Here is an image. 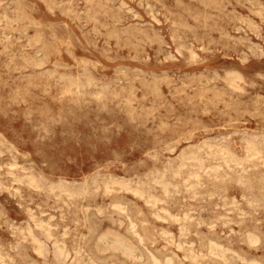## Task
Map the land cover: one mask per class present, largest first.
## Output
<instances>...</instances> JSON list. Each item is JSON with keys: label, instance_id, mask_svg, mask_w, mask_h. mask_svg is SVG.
<instances>
[{"label": "rangeland", "instance_id": "374dc122", "mask_svg": "<svg viewBox=\"0 0 264 264\" xmlns=\"http://www.w3.org/2000/svg\"><path fill=\"white\" fill-rule=\"evenodd\" d=\"M0 167V264H264V0H0Z\"/></svg>", "mask_w": 264, "mask_h": 264}, {"label": "bare ground", "instance_id": "6f19581e", "mask_svg": "<svg viewBox=\"0 0 264 264\" xmlns=\"http://www.w3.org/2000/svg\"><path fill=\"white\" fill-rule=\"evenodd\" d=\"M193 156L197 157L198 154L193 153ZM108 184L106 183L105 185L108 186ZM119 226H107L106 228H101L99 222L93 218V225L90 227L88 236L83 241L82 236H80L79 240L77 241V245L74 247L76 254H79L81 257H83L82 255L85 253V247L87 255L90 259L89 261L92 264H170V259L162 260V258L158 256V254L147 245L145 238L139 231H137L133 222H131V224L127 226V230L129 233L123 232ZM69 251V247L65 242H59L57 244L56 252L59 255L67 256L69 254Z\"/></svg>", "mask_w": 264, "mask_h": 264}]
</instances>
